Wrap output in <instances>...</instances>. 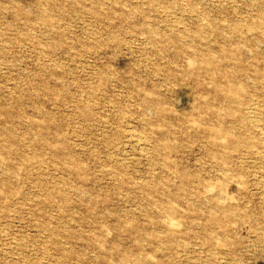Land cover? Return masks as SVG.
Wrapping results in <instances>:
<instances>
[{
	"label": "rangeland",
	"instance_id": "1",
	"mask_svg": "<svg viewBox=\"0 0 264 264\" xmlns=\"http://www.w3.org/2000/svg\"><path fill=\"white\" fill-rule=\"evenodd\" d=\"M0 264H264V0H0Z\"/></svg>",
	"mask_w": 264,
	"mask_h": 264
}]
</instances>
